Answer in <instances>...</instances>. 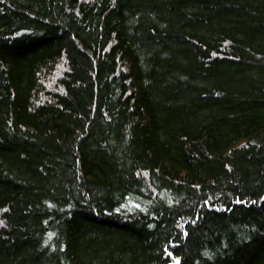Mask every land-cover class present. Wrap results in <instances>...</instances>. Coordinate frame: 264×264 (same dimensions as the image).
Masks as SVG:
<instances>
[{
  "label": "trees",
  "instance_id": "16d2710c",
  "mask_svg": "<svg viewBox=\"0 0 264 264\" xmlns=\"http://www.w3.org/2000/svg\"><path fill=\"white\" fill-rule=\"evenodd\" d=\"M262 197L264 0H0V264H264Z\"/></svg>",
  "mask_w": 264,
  "mask_h": 264
},
{
  "label": "snow or ice",
  "instance_id": "6c2138e0",
  "mask_svg": "<svg viewBox=\"0 0 264 264\" xmlns=\"http://www.w3.org/2000/svg\"><path fill=\"white\" fill-rule=\"evenodd\" d=\"M262 199H264V197H262ZM239 202V201H238ZM214 206V205H213ZM3 221H0V224H2ZM167 247V246H166ZM174 264H181L180 262V258L179 257H176L175 261H174Z\"/></svg>",
  "mask_w": 264,
  "mask_h": 264
}]
</instances>
